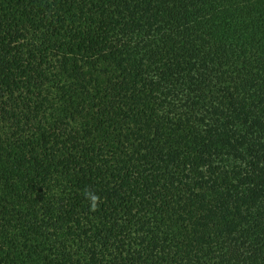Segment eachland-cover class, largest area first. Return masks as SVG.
<instances>
[{
    "label": "trees",
    "instance_id": "trees-1",
    "mask_svg": "<svg viewBox=\"0 0 264 264\" xmlns=\"http://www.w3.org/2000/svg\"><path fill=\"white\" fill-rule=\"evenodd\" d=\"M0 264H264V0H0Z\"/></svg>",
    "mask_w": 264,
    "mask_h": 264
},
{
    "label": "clouds",
    "instance_id": "clouds-1",
    "mask_svg": "<svg viewBox=\"0 0 264 264\" xmlns=\"http://www.w3.org/2000/svg\"><path fill=\"white\" fill-rule=\"evenodd\" d=\"M98 200H99V198L97 196L91 195V201H92L91 208H90L91 211H95L97 209Z\"/></svg>",
    "mask_w": 264,
    "mask_h": 264
}]
</instances>
